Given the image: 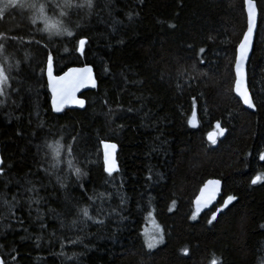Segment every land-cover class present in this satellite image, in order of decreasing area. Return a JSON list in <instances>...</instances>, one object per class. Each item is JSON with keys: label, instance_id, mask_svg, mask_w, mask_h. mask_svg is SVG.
<instances>
[{"label": "trees", "instance_id": "obj_1", "mask_svg": "<svg viewBox=\"0 0 264 264\" xmlns=\"http://www.w3.org/2000/svg\"><path fill=\"white\" fill-rule=\"evenodd\" d=\"M251 1L252 113L233 94L244 0H92V9L69 10L71 37L49 36L29 13H0V45L18 64L0 97L2 264H264V0ZM49 54L55 75L93 69L96 89L82 96V111L52 112ZM57 140L54 168L44 145ZM101 142L118 148L111 176ZM210 179L222 195L196 216L193 202ZM149 214L164 235L155 250L142 237Z\"/></svg>", "mask_w": 264, "mask_h": 264}, {"label": "snow or ice", "instance_id": "obj_2", "mask_svg": "<svg viewBox=\"0 0 264 264\" xmlns=\"http://www.w3.org/2000/svg\"><path fill=\"white\" fill-rule=\"evenodd\" d=\"M248 2V0H246ZM58 8L71 10V9H83L88 8L92 9L93 4L92 0H83V2L73 3V0H63V3H59L55 5ZM45 3H41L40 0H16L15 3H10V0H4L3 6L0 7V13H3L6 9L12 8V9H20V10H31L32 16H31V22L35 24L36 20L39 19L42 22L45 23V29L48 30L52 26L48 23V18L45 15ZM62 16L65 15L64 12L60 13ZM254 27V19L252 15V9L249 8V18H248V31L244 34V39L240 42L239 47L236 50V64H235V70H236V82H235V91L238 96L241 97L243 100V103L247 105L248 108H254L255 105L253 103V100L251 96L246 92L242 91L241 88V64L240 61L245 57L246 55V49L249 44L250 40V33H252ZM66 30L63 29H57L55 34L61 35L64 34ZM51 34V33H50ZM66 35L71 37L73 33L71 31H66ZM86 43L85 39L81 38L78 41V51H83V45ZM201 53L205 52V49L203 47L199 50ZM4 53V46L0 45V57H2V61H0V97H5L7 95L6 89L8 88L10 73L13 69V67L18 68L17 65H12L8 63V58L3 55ZM203 61H201L202 63ZM53 69V59L52 56L49 54L47 57V76H48V87L52 92V99L51 104L52 108L55 112L61 111V106L69 99H74L73 94L75 91L83 86L86 83H92V86L95 87V82L92 79L91 76V69L90 68H69L67 72H65L62 76L55 77L52 73ZM4 100L0 99V104H3ZM75 103L79 106H83L84 101L83 100H75ZM189 123L191 124L192 121L190 120ZM219 127V125H217ZM221 135L223 134V130H221ZM209 139L212 141V143H215V140L212 139V134H209ZM44 147L47 149V152L51 154L52 158V167H58L61 163V151L63 149V145L60 143L59 140L55 141L54 143H46ZM105 148H115V145H108L105 144ZM68 155H72L71 146L67 149ZM261 159H264V154H261ZM68 169L71 171V174L76 177L77 180L80 179L84 173L81 171L80 168L75 167L73 160L68 159L66 161ZM104 171L111 176L113 171L116 170L115 162L109 161V155L106 152L105 153V160H104ZM2 171V170H0ZM151 177H149L150 179ZM59 179V177L57 178ZM261 179L260 177H256L252 180V183L255 184L257 181ZM218 181H208V184H218ZM63 187V184L61 185ZM83 187V186H81ZM207 187V185L205 186ZM103 195V194H101ZM89 199H93V197H89ZM209 200L212 199V195H209ZM234 199L232 196H228L227 199L224 201L225 206L231 202ZM38 203V201H37ZM78 213L82 215L84 220H92V216L89 214V210L87 207L79 208L77 209ZM215 214H213L212 219H210L208 222L211 223L212 220H214ZM95 223L102 224L103 220H96ZM73 224L77 223V220L72 221ZM261 227H264V225H261ZM146 246L151 249L153 247L152 243H147ZM212 264H217L216 260H213Z\"/></svg>", "mask_w": 264, "mask_h": 264}, {"label": "water", "instance_id": "obj_3", "mask_svg": "<svg viewBox=\"0 0 264 264\" xmlns=\"http://www.w3.org/2000/svg\"><path fill=\"white\" fill-rule=\"evenodd\" d=\"M251 7L252 9V15H253V19H254V27H253V31L252 33H250V40H249V44L248 47L246 49V55L245 57L240 61L241 64V76H240V80H241V88L242 91H246L249 94L248 88H247V65L249 62V59L251 57L252 54V49H253V44H254V38H255V34L257 31V27H258V10H257V6L255 4V2L248 0V2H246V0H244V11H245V15H246V29L244 34L248 31V18H249V8ZM244 34L240 40V42L244 39ZM240 42L237 46V48L240 45ZM236 48V50H237ZM79 53L81 54V51H79ZM235 64H236V54H235V61H234V65H233V73H234V83H233V94L235 96V98L241 103L242 107L252 113L255 111V108H248L247 105H245L243 103V100L241 99L240 96H238L236 94L235 91V82H236V70H235ZM90 68L91 69V76L93 81L95 82V87L92 86V83H86L83 86L79 87L75 93L73 94L74 99H69L67 100L62 106H61V111L60 112H55L52 108V104H51V99H52V92L48 87V76H47V65H46V70H45V79H46V84H47V91L50 97V108L52 110V112L56 115L60 114L63 110H74V111H82L85 108V101L82 98V96L88 92H93L96 89V79H95V75L93 72V69L90 66H81V67H70V68ZM69 69V68H68ZM66 69L63 73H61L60 75H55L54 73V69H52V73L53 76L58 77V76H62L65 72H67ZM250 95V94H249ZM75 100H83L84 104L83 106H79L78 104L75 103ZM190 120L192 121V123H189L190 128L192 129H197L198 128V122H197V117H196V112L193 111L192 115L190 117ZM189 120V121H190ZM105 144L108 145H115V148H105ZM100 148H101V154H102V162H103V167H105L104 164V160H105V153L107 152L109 155V161L115 162V166H116V170L113 171V173H115L117 171V163H116V155L118 152V148L116 146V144L111 143V142H101L100 144ZM0 166H1V159H0ZM106 173V172H105ZM112 173V174H113ZM107 174V173H106ZM208 181H218V184L212 185V184H208ZM206 181L203 186L201 187V189L199 190L194 202H193V210L196 214V216H200L203 215L209 211H211L218 203L221 195H222V183L217 180V179H210ZM207 185V187H205ZM209 195H212V199L209 200L208 197ZM231 202H229L226 206L224 204V207L227 208L230 205ZM0 264H2V260L0 258Z\"/></svg>", "mask_w": 264, "mask_h": 264}, {"label": "rangeland", "instance_id": "obj_4", "mask_svg": "<svg viewBox=\"0 0 264 264\" xmlns=\"http://www.w3.org/2000/svg\"><path fill=\"white\" fill-rule=\"evenodd\" d=\"M16 0H10V3H15ZM41 3H45V15L48 18V23L52 26L48 30H44L46 34L49 36H64L66 34V31L69 30V10L58 8L55 5L59 3H63V0H40ZM4 0H0V7L3 6ZM54 5V6H53ZM7 11H16L17 14H20L22 16H26L25 14L29 13V18L32 16L31 10H20V9H6L4 13ZM64 12L65 15H61L60 13ZM28 17V16H27ZM36 23H39L43 26L45 29V23L41 20L37 19ZM57 29H63L66 30L64 34L56 35L55 32ZM51 33V34H50ZM4 56L8 57V52L4 51ZM2 58V57H1ZM143 241L145 244V247L148 250H155L158 247H160L164 243V235L161 227L157 224L154 216L152 214H149L147 221L145 223V226L143 228L142 232ZM152 243L153 247L149 249L146 244Z\"/></svg>", "mask_w": 264, "mask_h": 264}]
</instances>
